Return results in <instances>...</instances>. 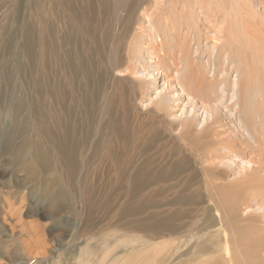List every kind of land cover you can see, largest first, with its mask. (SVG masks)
I'll return each mask as SVG.
<instances>
[{"label": "rangeland", "instance_id": "1", "mask_svg": "<svg viewBox=\"0 0 264 264\" xmlns=\"http://www.w3.org/2000/svg\"><path fill=\"white\" fill-rule=\"evenodd\" d=\"M220 2L0 0V264H264V0ZM207 3L256 79L212 117L176 57Z\"/></svg>", "mask_w": 264, "mask_h": 264}, {"label": "bare ground", "instance_id": "2", "mask_svg": "<svg viewBox=\"0 0 264 264\" xmlns=\"http://www.w3.org/2000/svg\"><path fill=\"white\" fill-rule=\"evenodd\" d=\"M210 2H218V4H220L221 0L220 1H217V0H209ZM223 1V0H222ZM198 2V1H197ZM207 2V1H205ZM220 2V3H219ZM224 3V2H223ZM215 4V3H214ZM208 5V3H207ZM212 6V4H210ZM210 5L208 6H205L204 8L201 7L200 8V11H202V15L200 13V15L202 16L203 18V21H201L202 23L205 22L204 24H206L207 26H204V27H200L199 25V20L198 18L199 17H195V16H191L192 17H189L188 20H186V32L187 34L189 33H193V35H195L193 38V41L196 42L197 44L200 42V38L202 37V33L205 34V31L210 29L209 26H212L213 28V31L215 33H213V39H214V42L212 43V45L210 47H207L204 48V51L206 53H209L208 56L211 57V55H213L214 57H212V59H206V61H208L207 63H210L211 62H221V70H219V67L217 65V67L213 64L212 68L214 70V73L212 74V76H209L208 78H206L205 74H206V68L205 66L203 67L204 64H207L206 62L204 64H200V62L202 61H198V62H195L197 63L198 65H202L200 66V69L199 67L196 68L197 70H195L194 68V62L192 63V60L190 61V64H189V61H188V58H189V52L187 51V48L185 46V44L183 43V45L180 46V54L177 56L176 54V57L178 58V61L181 63L182 62V66H180L181 68H183L185 71H188L186 72V76L185 78L188 80H186V83L183 79V81L181 82L180 79H182L184 77V74H182V72H180V74L178 75H183V77L181 76V78H179L180 76L178 75H175L177 76V78L179 79V81L181 83H183L181 86L180 83H178L179 85V89H180V93H182L181 95L182 96H185L187 98V100L191 103V105H193L194 107H197V105H199V108L205 113V115H208L209 117H212L210 115V113H217V110L213 107H211V102L212 105L214 104H217L216 102L218 101L219 104H221L222 101H224L225 99L227 100V98L229 99V102H230V107L231 108H234L237 103H238V100H237V97H238V91H239V85L240 83L243 81L244 78H246L247 81H249L250 79V75L252 73V70L251 68L249 67V65L245 62L246 60L243 59L240 57V56H236V60H234L233 58H231V55L229 54V52H224V49L226 46V44H220L221 45V48L218 47V35L220 34H223V28L222 26H220L219 23H217L215 21L217 17V14L219 13L220 9H219V6H221V4L218 6L217 9H212V8H216V7H210ZM198 9V8H197ZM231 10H233V8H230ZM229 10V9H228ZM227 10V11H228ZM234 11V10H233ZM222 14V13H220ZM224 17V16H223ZM224 19V18H223ZM221 24L224 23L223 21L220 22ZM203 26V25H202ZM232 27V25H231ZM166 31V30H165ZM167 32V31H166ZM161 34H163L161 32ZM161 36V35H160ZM164 36V35H163ZM228 37V36H227ZM189 38V37H188ZM230 38V36H229ZM169 39V38H168ZM231 39V38H230ZM201 44V43H200ZM198 46V45H197ZM176 47V46H175ZM178 47V46H177ZM196 47V46H195ZM235 47L239 50L240 48L243 49V46L241 44H236ZM249 48V47H248ZM178 49V48H177ZM248 50V49H247ZM177 51V50H176ZM197 51V50H196ZM175 52V51H174ZM198 52V51H197ZM249 52V51H248ZM205 53V54H206ZM251 53V52H250ZM193 54V53H192ZM211 54V55H210ZM174 55V54H173ZM197 55V54H196ZM245 55V54H244ZM195 56V55H194ZM206 56V57H208ZM201 59V56H199ZM247 57V56H246ZM198 58V56H197ZM187 59V61H186ZM260 60H264V55L261 56V58H259ZM175 60V59H174ZM209 60H212L209 62ZM258 60V59H257ZM259 61V60H258ZM175 62V61H174ZM177 62H175L174 65H177L176 64ZM173 64V62H172ZM196 65V64H195ZM169 66V65H168ZM230 66V67H229ZM174 67V66H173ZM169 68V67H168ZM177 68V66L175 67ZM179 69V68H178ZM232 69L234 71V79L233 81L230 80V77L231 75L228 73L229 70ZM180 70V69H179ZM212 70V71H213ZM208 71V70H207ZM175 73L178 72L174 71ZM219 72H221L222 74H220ZM251 79H254L256 81L255 78H251ZM250 79V82L252 81ZM264 79V78H263ZM119 80V79H117ZM127 80V79H126ZM188 81V82H187ZM189 87H192V88H196L198 89L197 92L195 91H192L191 89L189 90ZM252 88V87H250ZM258 89V87H257ZM252 90V89H251ZM254 91H257L255 89H253ZM230 91V92H229ZM263 91V90H262ZM257 92H260L259 90ZM230 95V96H229ZM264 95V94H263ZM215 96V97H214ZM247 97V96H246ZM259 97V96H258ZM249 99V98H248ZM255 100V99H254ZM263 100V99H262ZM250 101H251V98H250ZM240 104V102H239ZM245 105V104H244ZM248 105V104H246ZM245 105V106H246ZM254 105V104H253ZM252 105V106H253ZM241 106V105H240ZM249 107V106H247ZM227 108V107H226ZM236 108V107H235ZM241 109V108H240ZM248 110V109H247ZM246 110V111H247ZM219 111V110H218ZM243 111V110H242ZM245 111V110H244ZM245 111V112H246ZM249 111V110H248ZM207 117V118H209ZM213 119V118H212ZM204 122V121H203ZM211 122L213 123L214 122V119L211 120ZM216 122V121H215ZM241 122V121H240ZM211 123V124H212ZM216 124V123H215ZM250 124V123H249ZM262 132V131H261ZM248 135V134H247ZM222 142V148L226 150H234L235 151V148L234 146L235 145V142L232 141V140H228V138H226V141H221ZM257 142V141H256ZM258 143V142H257ZM219 144V143H218ZM229 153V152H228ZM35 155V154H34ZM33 155V156H34ZM236 155V154H235ZM31 156V155H30ZM32 156V157H33ZM238 157V156H237ZM36 158V157H35ZM249 164V163H246V165ZM33 223V222H32ZM40 230V229H39ZM43 234V233H42ZM137 248L134 244H131L130 247H128V249H135ZM247 250V249H246ZM249 251V250H248ZM249 254V253H248ZM247 254V255H248ZM114 259L116 258L115 256H113ZM133 257V254H130V255H126L125 258H128V260H126V262H131L133 261L131 258ZM243 257V256H242ZM112 258V257H111ZM240 258V257H239ZM112 260L110 262H112V264H114L115 260ZM118 259V258H117ZM238 258L234 259V263L233 264H241V262L239 260H237ZM131 260V261H130ZM239 261V262H238ZM119 264H123L120 260L118 261ZM116 262V263H118ZM138 264V263H137ZM141 264V263H140ZM245 264V261L244 263Z\"/></svg>", "mask_w": 264, "mask_h": 264}]
</instances>
